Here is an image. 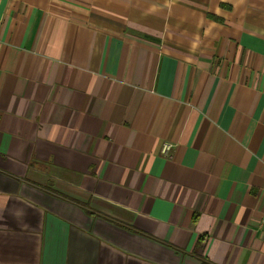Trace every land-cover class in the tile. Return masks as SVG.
<instances>
[{
  "label": "crops",
  "instance_id": "obj_1",
  "mask_svg": "<svg viewBox=\"0 0 264 264\" xmlns=\"http://www.w3.org/2000/svg\"><path fill=\"white\" fill-rule=\"evenodd\" d=\"M263 216L264 0H0V264H264Z\"/></svg>",
  "mask_w": 264,
  "mask_h": 264
},
{
  "label": "built area",
  "instance_id": "obj_2",
  "mask_svg": "<svg viewBox=\"0 0 264 264\" xmlns=\"http://www.w3.org/2000/svg\"><path fill=\"white\" fill-rule=\"evenodd\" d=\"M171 147H172V144L170 142L165 141L162 144L161 153L166 155ZM259 228L261 229L260 233H262V235L264 237V216L261 217V219L259 220Z\"/></svg>",
  "mask_w": 264,
  "mask_h": 264
},
{
  "label": "trees",
  "instance_id": "obj_3",
  "mask_svg": "<svg viewBox=\"0 0 264 264\" xmlns=\"http://www.w3.org/2000/svg\"><path fill=\"white\" fill-rule=\"evenodd\" d=\"M91 213H93V212H91Z\"/></svg>",
  "mask_w": 264,
  "mask_h": 264
}]
</instances>
